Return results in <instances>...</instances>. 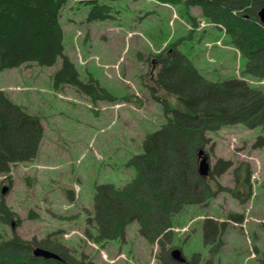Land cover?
<instances>
[{
	"label": "rangeland",
	"instance_id": "1",
	"mask_svg": "<svg viewBox=\"0 0 264 264\" xmlns=\"http://www.w3.org/2000/svg\"><path fill=\"white\" fill-rule=\"evenodd\" d=\"M78 1L61 10L63 52L81 79L91 75L116 99L93 102L71 85L55 87L60 58L51 66L32 62L0 71V89L39 115L43 127L37 155L14 164L10 180L0 174V240L16 236L34 247L48 236L89 264H169L174 247L192 264H264V143L256 145L264 128L244 124L207 133L200 148L213 169L205 182L210 192L176 212L170 227L146 240L133 222L120 242L92 241L98 236L90 220L95 186L131 181L129 161L165 120L147 91L154 81L146 58L177 43L210 80L244 78L264 92V79L243 71L246 58L200 7L103 0L116 10L114 18L88 22ZM219 160L229 167L220 168Z\"/></svg>",
	"mask_w": 264,
	"mask_h": 264
},
{
	"label": "trees",
	"instance_id": "2",
	"mask_svg": "<svg viewBox=\"0 0 264 264\" xmlns=\"http://www.w3.org/2000/svg\"><path fill=\"white\" fill-rule=\"evenodd\" d=\"M158 1L173 5L183 2L185 10L190 5L200 7L203 16L223 30L235 52L246 58L243 71L264 79V25L257 15L264 0ZM67 3L68 0H0V71L32 62L51 66L60 58V68L53 74L55 87L68 84L93 102L114 101L116 97L96 78L89 75L81 79L73 61L63 52L59 18ZM78 3L85 8L88 22L114 18L116 12L103 0ZM151 55L146 60L154 85L150 84L147 91L161 105L165 120L144 136L141 152L129 161L134 169L131 181L119 188L111 183L95 186L90 219L97 229L94 242L122 241L125 227L134 221L139 233L153 240L170 227L176 212L201 202L210 192L206 178L197 169V150L207 143V133L225 124L264 128V92L252 88L244 78H206L177 43ZM40 119L0 89V174L8 180L14 164L28 162L37 155L43 135ZM261 138L256 145L264 143ZM217 165L227 168L230 162L219 160ZM241 177L243 182L248 179L246 172ZM209 228L213 235L212 221ZM32 244L16 236L0 240V264H89L55 238L47 236L37 244L60 259L33 255ZM169 264L182 263L172 259Z\"/></svg>",
	"mask_w": 264,
	"mask_h": 264
},
{
	"label": "water",
	"instance_id": "3",
	"mask_svg": "<svg viewBox=\"0 0 264 264\" xmlns=\"http://www.w3.org/2000/svg\"><path fill=\"white\" fill-rule=\"evenodd\" d=\"M257 15H258L259 21L264 25V5L258 10ZM203 153L204 151L202 149H199L197 152L198 157H199L198 172L201 176H206L209 171V164H208L206 155H204ZM2 191L4 192L5 188L2 189ZM32 254L36 256H41L44 258H55V259L60 258L56 253L46 248L39 247V246L35 247L32 250ZM170 254H171V258H173L174 260L178 262H183L185 260L183 256L181 255V252L179 249H173Z\"/></svg>",
	"mask_w": 264,
	"mask_h": 264
},
{
	"label": "flooded vegetation",
	"instance_id": "4",
	"mask_svg": "<svg viewBox=\"0 0 264 264\" xmlns=\"http://www.w3.org/2000/svg\"><path fill=\"white\" fill-rule=\"evenodd\" d=\"M184 258H185V264H190V263H192V260H188L187 258H186V256H183Z\"/></svg>",
	"mask_w": 264,
	"mask_h": 264
}]
</instances>
